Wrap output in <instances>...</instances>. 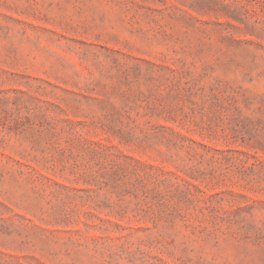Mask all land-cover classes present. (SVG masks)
Segmentation results:
<instances>
[{"label":"rangeland","instance_id":"rangeland-1","mask_svg":"<svg viewBox=\"0 0 264 264\" xmlns=\"http://www.w3.org/2000/svg\"><path fill=\"white\" fill-rule=\"evenodd\" d=\"M0 264H264V0H0Z\"/></svg>","mask_w":264,"mask_h":264}]
</instances>
